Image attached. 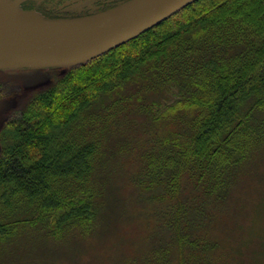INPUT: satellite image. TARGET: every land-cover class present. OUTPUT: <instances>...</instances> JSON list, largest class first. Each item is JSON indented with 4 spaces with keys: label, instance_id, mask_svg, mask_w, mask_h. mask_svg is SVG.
Masks as SVG:
<instances>
[{
    "label": "trees",
    "instance_id": "1",
    "mask_svg": "<svg viewBox=\"0 0 264 264\" xmlns=\"http://www.w3.org/2000/svg\"><path fill=\"white\" fill-rule=\"evenodd\" d=\"M125 1L93 3L105 12ZM36 5L21 1L19 8L51 20L90 14L59 16ZM51 78L4 127L0 234L18 221L87 224L96 217L87 180L101 126L136 109L167 122L143 186L166 204L160 214L179 263L211 264L221 240L209 234L213 215L204 204L230 197L264 136V0H196ZM56 100L61 112L51 108Z\"/></svg>",
    "mask_w": 264,
    "mask_h": 264
},
{
    "label": "rangeland",
    "instance_id": "2",
    "mask_svg": "<svg viewBox=\"0 0 264 264\" xmlns=\"http://www.w3.org/2000/svg\"><path fill=\"white\" fill-rule=\"evenodd\" d=\"M22 1L59 16L88 11L89 17L130 0L108 5L105 12L93 3L96 0ZM68 67L0 68V155L6 122ZM147 96L153 100V94ZM51 108L62 110L57 100ZM118 116L111 126H101L87 180L99 214L87 224L70 220L57 225L43 219L13 223L7 235L0 234V264H180L160 214L166 204L153 202L143 186V168L150 155L155 157L152 150L166 134L167 122L136 109L122 110ZM241 172L225 202L204 204L213 215L209 234L221 240L210 254L211 264H264V136ZM23 215L22 211L12 216Z\"/></svg>",
    "mask_w": 264,
    "mask_h": 264
},
{
    "label": "water",
    "instance_id": "3",
    "mask_svg": "<svg viewBox=\"0 0 264 264\" xmlns=\"http://www.w3.org/2000/svg\"><path fill=\"white\" fill-rule=\"evenodd\" d=\"M0 0V68L58 67L88 61L139 36L196 0H130L109 12L45 19Z\"/></svg>",
    "mask_w": 264,
    "mask_h": 264
}]
</instances>
